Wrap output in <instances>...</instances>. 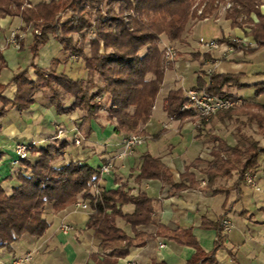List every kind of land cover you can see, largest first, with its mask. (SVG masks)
I'll list each match as a JSON object with an SVG mask.
<instances>
[{
  "label": "trees",
  "instance_id": "16d2710c",
  "mask_svg": "<svg viewBox=\"0 0 264 264\" xmlns=\"http://www.w3.org/2000/svg\"><path fill=\"white\" fill-rule=\"evenodd\" d=\"M102 0H41L32 4L29 0H0V18L18 16L23 28L31 27L32 40L29 45L32 61L29 66L34 69L31 77L24 68L2 84L0 83V116L7 112V106L19 112L26 110L33 103V94L40 91L54 107L58 114H67L78 110L81 120L79 129L84 137L92 133L90 120L104 108L107 118L114 123L116 134L127 135L144 125L151 116L152 107L161 88L166 69L173 67V62L165 64L163 49L159 47L160 35L164 34L169 41L181 40L185 27L191 18L204 19L215 9V1L198 0L203 5L200 14L197 9L191 10L197 0H104L108 6L104 13L98 11L94 25L88 17L86 6ZM230 6L224 18L231 28H241L246 36L252 38L255 46L244 45L240 41L221 37L235 50L245 53L264 47V0H229ZM117 6V9L115 8ZM68 12L64 19L61 14ZM132 12V13H127ZM257 20H254L252 16ZM128 19V20H127ZM94 28L95 38L90 42V52L85 54L72 34ZM62 46L64 52L83 58L87 70L85 79H71L58 74L55 62L44 69L37 66L33 59L38 54L49 36ZM206 54V53H205ZM204 54V56H206ZM193 57L198 56L193 54ZM6 66L0 49V72ZM243 73L208 74V81L197 77L198 89H205L210 94L234 98L229 92L231 87L243 88L240 82ZM14 84L12 98L2 94L8 84ZM254 96L264 94V80L254 85ZM96 95L103 96L105 104L94 101ZM74 101L65 106V99ZM185 102V93L181 89L171 90L165 98V111L168 116L180 119H193L191 110L181 109ZM234 114L246 116V124L255 123L264 130V103L244 100L239 108L220 111L221 118H232ZM204 118H202L203 121ZM264 134V131H263ZM237 142L229 145L219 136H213L211 148L212 159L202 162L199 172L207 178L204 188L211 194H225L235 191L237 202L242 196V187L246 184L245 175L254 172L259 157L264 156V147L257 139L252 138L240 129L236 131ZM67 141L53 142L35 147L37 158L23 161L27 169H18L11 177L16 184L10 193H6L0 180V249L9 247L23 234L41 236L49 226L44 216L45 208L50 204L53 211H59L74 203L80 195L87 200L92 213L87 226L93 229V236L99 240L101 258L93 254L95 264H116L125 257L132 247L142 246L152 236H161L181 245H190L194 252L185 264H217L216 252L223 246L225 233L221 216L216 221L203 218L201 226L214 228L216 238L210 251H204L193 235L190 227L171 229L163 224H156L155 234L137 229L139 225L154 223L152 217L151 197L145 192L132 194L123 183L114 189H100L97 195L90 191V185L100 176V166H91L80 159L59 162L65 153ZM3 153L0 151V159ZM31 162V163H29ZM187 165L175 182L169 168L157 156L150 153L142 155L139 173L136 178L157 179L170 185L171 193L189 187H196L200 181ZM236 175L230 187L214 186L219 177L231 178ZM132 204L131 212H124L122 207ZM227 199L223 203L227 213ZM122 218L130 225L132 234H128L116 224ZM148 264H165L151 261Z\"/></svg>",
  "mask_w": 264,
  "mask_h": 264
},
{
  "label": "crops",
  "instance_id": "0c3cea01",
  "mask_svg": "<svg viewBox=\"0 0 264 264\" xmlns=\"http://www.w3.org/2000/svg\"><path fill=\"white\" fill-rule=\"evenodd\" d=\"M29 1L35 4L41 0ZM261 11L264 12V6H261ZM252 17L257 20L254 15ZM209 21H211L209 18H205L193 24L192 34L188 38L190 43L197 38H203L197 35L195 30L202 23ZM212 22L211 29L220 32L211 39L218 40L222 36H232L231 38L237 39L244 45L252 43L249 46H255L251 37L246 36L241 28H231L230 22L225 18L221 23ZM23 26L18 16L0 18V49L6 61V66L0 72L2 84L7 83L14 73L24 68L28 69L31 77H35L33 67L29 66L32 61L29 47L32 31L31 27L24 29ZM17 31L21 35L19 47L9 41L10 34ZM163 38V43H169L167 38ZM219 51L217 49V52ZM225 55V58H216L213 64L210 62L204 67L212 68L219 73H243L240 82L246 86L232 88L233 90L229 92L241 103L244 100L264 103V94L257 97L253 94L254 85L264 80V47L250 53H245L241 49L229 50ZM33 61L44 69L51 67L55 62L56 72L71 79L87 77L84 60L64 52L59 41L51 35L41 46ZM195 61L198 66L194 70L190 64ZM10 65L13 66L12 72L7 77H3V70ZM201 65V59L182 61L173 69L165 71L149 120L135 130L144 134L145 141L122 159L118 158L117 154L122 148L121 141L125 135L114 132V123L107 118L104 108L99 109V114L90 120L92 133L89 137H84L79 129L81 120L78 110L58 114L49 99L40 91L34 93L33 103L26 110L19 112L14 107L8 108L7 112L0 116V151L3 153L0 159V180L6 193L12 190L7 186L8 183L11 180L16 181L14 176L9 177L15 170H24L26 166L22 161L10 163L15 157L16 143L35 140L36 147H39L54 140H65L68 144L59 162L80 159L89 163L92 160L96 166H100L112 161L111 170L102 175V188L114 189L124 183L132 194L145 192L151 197L154 223L139 225L137 229L155 234L156 224H163L171 229L190 227L201 248L210 251L214 245L216 230L202 227L201 221L203 218L216 221L225 214L224 218L230 222L231 227L228 232H224L223 246L216 252L217 264H264V231H261L264 229V193L258 186V182L264 179V166L261 167V171L256 170L255 173L250 174L255 186L246 183L242 187V196L237 202H234L236 193L233 190L227 197L222 193L211 194L204 188L206 176L199 172V167L203 163L195 161L212 159L213 142L211 146L208 145L204 136L207 126L229 145L237 142L235 134L221 132L231 125L232 118H221L219 114H215L208 122H205L207 119L181 121L168 116L165 111V98L171 90L181 89L185 93L190 88H196L198 72L202 70ZM187 72L191 74H186ZM167 74L170 77H166ZM202 78L208 81V77L203 75ZM241 91L251 93L246 96L239 95ZM14 93L15 86L12 83L2 92L8 98H12ZM73 101V97L65 99V106ZM57 131L63 135L58 137ZM74 136H77L78 141H74L76 144L73 142ZM145 153L159 157L169 168L175 182L179 181V174L185 167L194 163L189 171L195 174L200 184L171 193L173 189L167 183L146 177L137 179L142 155ZM235 180V174L231 178L219 177L214 186L229 187ZM249 187L253 189L251 194L255 200L246 194ZM225 199H227L226 208L229 207L227 213H224L223 208ZM78 200L88 203L82 197ZM122 209L124 212H131L133 205L125 204ZM91 213L89 203L87 208H81L75 201L59 211H53L48 204L44 216L49 226L45 232L37 237L23 234L9 247L0 249V264H13L15 259L28 253L31 254V259L21 264H95L92 255L97 253L98 258H101L102 251L98 246L99 240L93 236V229L87 226ZM116 224L128 234H132L130 225L122 218H117ZM62 225H67L68 229L63 230ZM160 243L163 244L162 247ZM193 252L194 248L190 245L177 244L168 238L154 235L149 237L144 245L132 247L125 257L117 260L116 264H148L153 260L165 264H185Z\"/></svg>",
  "mask_w": 264,
  "mask_h": 264
},
{
  "label": "rangeland",
  "instance_id": "374dc122",
  "mask_svg": "<svg viewBox=\"0 0 264 264\" xmlns=\"http://www.w3.org/2000/svg\"><path fill=\"white\" fill-rule=\"evenodd\" d=\"M197 3H198V0L195 2V4L191 8V10L197 9V11L195 12L196 15L200 14V10L203 9V5L198 6ZM107 6H108V4L104 0H102L99 3L94 4V6L87 5L85 7L86 11L88 13V17L91 20V22L93 23V25H94L95 16L97 15L98 11L100 13H104L106 11V9H107ZM214 6H215V9L212 12L208 13V16L206 17V18H209L211 21L202 23L195 30L197 35L202 36L204 40H211L212 36H214V35L217 36V34H219L220 31L219 32H215V31H213L211 29L213 27V22L212 21H215V23H221V21H223L224 16H225V12H226L227 8H229V6H230V2H229V0L215 1ZM115 8L117 9V6H115ZM127 13H132V12H127ZM68 14H69L68 12L62 13L61 14V18L62 19L66 18L68 16ZM198 20H203V19L191 18L188 21V23H187V25L185 27V32L183 33L181 40L169 41L167 39L169 41V43L165 42L166 45H164L165 43L162 42V39L164 40L163 37H165V38H167V37L164 34H161L158 44H159V47L161 49H163V50H164V48L167 45H171L172 47L175 48L176 55L174 56V58L172 60L166 61L164 59V56H163L165 64H168L169 62H173V67L171 69H173L177 65V63L179 64L182 61L200 60L201 59V63H202L201 68H202V70L199 71L198 73H199V75H202V77H203V75H204V77H208L209 73H212L213 71L216 72V71L214 69L212 70V68H208V69L205 68V67H207V66H205V64H209L210 62L213 64L215 62L216 58H218V59L225 58L226 57L225 53L227 52V50L224 51V50H221V49H218V48H207L206 46H203L202 44H200L197 41L198 38L196 40H192L191 43L189 42L188 38L190 37V34H192L193 24H195ZM219 26H220V24H219ZM30 29H31V31H33L32 28H30ZM14 34H15V39H16V42H17V46L19 47L20 46V44H19L20 43V37H21L20 32L17 31ZM72 37H73L75 43L79 47H82L84 53L85 54H89L90 46H91L90 42H91L92 39L95 38L94 28L92 27V28H89L87 30L81 31L80 33H74V34H72ZM222 37H225V36H222ZM231 37H227V38L230 39V40L238 41L237 39L231 38ZM220 39L221 38H218V40H216V41L219 44L226 45V42L225 41L224 42H220ZM186 42L189 43V44L188 45L184 44ZM192 45H194V46H192ZM196 47H198V48H196ZM227 47H229V49H228V51H229L232 46L228 45ZM217 49H218V51L219 50L220 51L217 52ZM231 50H235V48L232 47ZM193 54H197L198 56L193 57L192 56ZM204 54L206 56H204ZM70 55L73 56V57H78L75 54H70ZM181 65H184V64H181ZM190 66H191V68L193 67V69L195 70L198 65H197V62L195 61V62H192L190 64ZM12 68H13V66L10 65L9 68L4 69L3 70V77H7L8 74L10 72H12ZM167 70H170V69H166L165 71H167ZM186 74L190 75L191 73L187 72ZM166 77H170V75L167 74ZM232 88H237V87H231L230 90ZM250 93L251 92L241 91L239 93V95L242 94V95L246 96V95H249ZM253 93H254V91H253ZM94 101L96 103H100L101 105L105 104V100H104L103 96H101V95H96L94 97ZM241 104H242L241 102H238V104L235 106V108H239L241 106ZM10 107L11 106H7V110ZM213 116H215V115H213ZM213 116L209 117L207 119V121H205V122H208V120L212 119ZM196 119H199V118L197 116H194L193 120H196ZM245 120H246V116L245 115H242V114L239 115V114H234L233 113L231 125H229V127L226 126L227 127L226 130H223V131L221 130V132H223L222 134H224V133L226 134L227 132L228 133L230 132V134H232V135L235 134V136H236L237 129H240L242 132L246 133V135H249L252 138L257 139L259 141L260 146L264 147V134H263L264 130L260 129L255 123L246 124ZM131 133L144 135V134H142L140 132H136V131L131 132ZM131 133H129V134H131ZM56 134H57L58 137L63 135L60 131H57ZM205 134H207V135H205ZM204 136H205V139H207L206 142L208 143V145L211 146L212 137L213 136H217V135L214 134L213 131H211L209 126H207L205 128ZM76 138H77V136H74L73 142L75 141ZM28 144H29V146H27ZM35 147H36V141L35 140L21 141V142L16 143V145L14 147L15 157L10 161V163H17V162H20V161L23 162L25 160L33 162L37 158V156L39 154L38 151H34V152L32 151ZM19 150H23L27 154V156L25 158L17 159V158H19L17 156V151H19ZM31 162H29V163H31ZM89 164L91 166H93V167L96 166V164L92 160L89 161ZM112 166H113V162H112ZM262 166H264V156L263 155H261L259 157V162H258V166H257L256 170L259 171ZM27 167L28 166H25V169H27ZM256 170L254 172H252L251 174L255 173ZM15 184H16V182L14 180H11L8 183L7 186H10V188H12V186H14ZM219 186H223V185H219ZM258 186H259V188H261L262 192L264 193V179L258 182ZM252 190L253 189L249 187V189L247 190L246 194L248 195V197H250L251 199L255 200V197L251 194ZM261 193H257V195H261ZM78 199H80V195L77 197V200ZM247 201H248V199H247ZM249 203H251V202H249ZM261 231L263 232L264 229H262Z\"/></svg>",
  "mask_w": 264,
  "mask_h": 264
},
{
  "label": "built area",
  "instance_id": "2783aa9c",
  "mask_svg": "<svg viewBox=\"0 0 264 264\" xmlns=\"http://www.w3.org/2000/svg\"><path fill=\"white\" fill-rule=\"evenodd\" d=\"M229 4V3H228ZM10 43L14 46H17V42L15 39V34L12 32L9 37ZM199 43L207 48H218L224 51H228L229 47L224 44H219L216 40H204L203 38L198 39ZM252 43H249V45ZM232 48V47H231ZM230 48V50H231ZM164 59L166 61H170L176 55L175 48L171 45H167L163 50ZM238 104V100L235 98H228V97H220L214 94H210L205 89H198V88H190L185 92V102L182 105L181 109H188L197 116L199 119H208L209 117L215 115L216 113L227 110L230 108L235 107ZM144 135H139L135 133L127 134L123 136L121 145L122 148L118 152L117 157L122 159L127 155L131 154L135 147L141 145L145 141ZM77 142L78 140L75 139ZM31 145V144H30ZM29 146V144L27 145ZM25 148V147H24ZM23 152V153H22ZM27 152V151H26ZM17 156L20 158H25L27 154L23 150L17 151ZM112 168V161H107L105 164L101 165L100 167V176L99 178L92 182L90 185V191L97 195L101 189L102 183V175L108 173ZM246 183L250 186H255V182L250 174L245 175ZM76 205L80 206L81 208H87L88 203L83 202L81 200L76 201ZM221 225L224 232H228L230 230V222L223 218L221 220ZM63 230L68 229L67 225H62ZM161 247L163 246L162 243L159 244ZM31 259V254H26L23 257H19L13 261V264H21L23 262L29 261Z\"/></svg>",
  "mask_w": 264,
  "mask_h": 264
}]
</instances>
